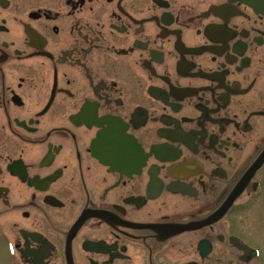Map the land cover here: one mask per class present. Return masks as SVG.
<instances>
[{
	"label": "flooded vegetation",
	"instance_id": "1",
	"mask_svg": "<svg viewBox=\"0 0 264 264\" xmlns=\"http://www.w3.org/2000/svg\"><path fill=\"white\" fill-rule=\"evenodd\" d=\"M0 264H264V0H0Z\"/></svg>",
	"mask_w": 264,
	"mask_h": 264
}]
</instances>
